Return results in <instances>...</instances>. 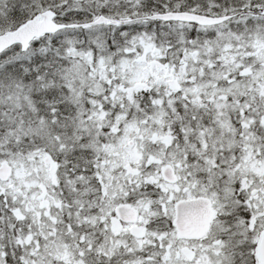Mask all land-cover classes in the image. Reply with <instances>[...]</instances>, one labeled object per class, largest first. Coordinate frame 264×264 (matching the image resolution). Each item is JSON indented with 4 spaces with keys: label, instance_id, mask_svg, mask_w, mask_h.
<instances>
[{
    "label": "snow or ice",
    "instance_id": "snow-or-ice-1",
    "mask_svg": "<svg viewBox=\"0 0 264 264\" xmlns=\"http://www.w3.org/2000/svg\"><path fill=\"white\" fill-rule=\"evenodd\" d=\"M0 264H264V0H0Z\"/></svg>",
    "mask_w": 264,
    "mask_h": 264
}]
</instances>
